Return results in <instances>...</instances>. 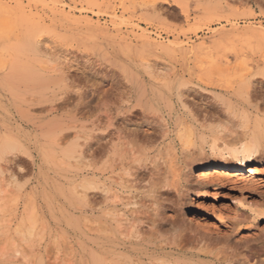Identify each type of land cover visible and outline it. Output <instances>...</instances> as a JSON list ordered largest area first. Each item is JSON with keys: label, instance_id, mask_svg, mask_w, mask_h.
Listing matches in <instances>:
<instances>
[{"label": "rangeland", "instance_id": "374dc122", "mask_svg": "<svg viewBox=\"0 0 264 264\" xmlns=\"http://www.w3.org/2000/svg\"><path fill=\"white\" fill-rule=\"evenodd\" d=\"M244 30L264 31V0H0V264H143L123 242L151 227L148 170L179 196L183 250L198 233L215 264L232 244L264 261V164L200 177L214 138L264 125V41L219 37Z\"/></svg>", "mask_w": 264, "mask_h": 264}, {"label": "bare ground", "instance_id": "6f19581e", "mask_svg": "<svg viewBox=\"0 0 264 264\" xmlns=\"http://www.w3.org/2000/svg\"><path fill=\"white\" fill-rule=\"evenodd\" d=\"M241 2V1H240ZM261 3V2H260ZM156 6V5H155ZM154 6V8H155ZM153 8V7H152ZM7 12V11H6ZM82 12V11H81ZM85 17V16H84ZM87 17V16H86ZM223 18V17H222ZM116 20V19H115ZM216 21L220 20V17L215 19ZM8 22V18H7ZM88 24V23H87ZM223 25V24H222ZM249 25V24H248ZM90 27V26H89ZM91 29V28H90ZM96 31L99 33L101 36H107L108 33L105 31L103 28L100 26H96ZM89 30V29H88ZM95 32V30H94ZM139 32V31H138ZM220 35V34H219ZM30 37V36H29ZM220 38H238L244 37L248 39L253 40H259V41H264V31L262 30H244L242 32H234L231 34H221L219 36ZM31 39V38H30ZM35 40V39H34ZM245 40V39H244ZM243 40V41H244ZM176 41V40H175ZM248 41V40H247ZM149 42V41H148ZM226 42V41H225ZM231 42V41H229ZM151 43V42H150ZM152 44V43H151ZM207 46V45H206ZM201 48V47H199ZM209 50V49H208ZM203 51V50H202ZM77 58V57H76ZM79 65V64H78ZM77 70V69H76ZM62 71V70H61ZM64 71V70H63ZM65 73V72H64ZM63 73V74H64ZM80 73V72H79ZM72 74V73H70ZM250 74V73H249ZM66 79L68 78L67 74ZM62 76V79H64ZM73 76V75H72ZM78 78V76H76ZM246 77V76H245ZM70 78V76H69ZM74 78V77H73ZM82 78V76H81ZM79 79V78H78ZM84 79V78H83ZM77 80V79H75ZM80 80V79H79ZM72 81V80H70ZM258 81V80H257ZM77 82V81H76ZM84 82V81H83ZM253 82V81H252ZM257 84L263 85L261 82H257ZM253 85V84H252ZM255 85V83H254ZM254 87V86H253ZM264 87V86H263ZM252 88V87H251ZM257 88L255 91L257 94H263L262 89H259L261 91H257ZM260 88V87H259ZM100 90V89H99ZM254 90V89H253ZM254 91V92H255ZM179 92V91H178ZM192 92V91H191ZM64 94V93H63ZM81 96V95H80ZM182 96V94H181ZM261 96V95H259ZM257 96V97H259ZM54 97V96H53ZM184 97V96H183ZM197 97V96H196ZM180 98V97H179ZM193 98V96H192ZM260 98V97H259ZM262 98V97H261ZM256 99V98H255ZM264 99V98H263ZM262 100V99H261ZM186 101V100H184ZM193 101V100H192ZM197 101V100H196ZM202 101V100H201ZM262 102V101H261ZM264 102V101H263ZM264 104V103H261ZM200 105V104H199ZM197 106V105H196ZM195 106V107H196ZM257 106V105H256ZM262 106V105H261ZM203 108V107H202ZM256 108V107H255ZM64 109V108H63ZM201 109V108H200ZM257 109V108H256ZM44 110V109H43ZM52 110V109H51ZM203 111V110H201ZM264 111V110H263ZM194 112V111H193ZM199 112V111H198ZM216 112V111H215ZM196 114V113H195ZM210 114V113H209ZM231 114V113H230ZM189 115V114H188ZM215 116V115H214ZM198 117V115H197ZM204 118V117H203ZM218 118V117H217ZM244 118V117H243ZM196 119V117H195ZM216 119V118H215ZM213 120V119H212ZM217 120V119H216ZM215 120V121H216ZM223 120V119H222ZM225 121V120H224ZM232 121V120H231ZM193 122V121H192ZM207 122V121H206ZM212 122V121H211ZM246 122V121H245ZM248 122V121H247ZM205 125V124H204ZM254 125V124H253ZM252 125V126H253ZM236 126V125H235ZM194 128V127H193ZM223 129V128H222ZM245 129V130H244ZM242 133L240 134H223L218 136L217 138H214L212 140V149L214 150L216 143L220 141V143L223 145V147L219 151H213L217 158H212L211 164L207 166L205 170H203L200 174V177H203L204 179H210L215 176V173H219L217 176V179H224L228 178L226 175L228 172L232 171H238L241 172L243 170H248L251 169V165H257L255 163H260L262 162L264 164V125L263 124H256L252 128L247 125L245 127ZM221 130V129H220ZM235 130V129H233ZM229 133V132H228ZM107 135V134H106ZM151 137V136H150ZM216 137V136H215ZM98 140V139H97ZM96 141V140H95ZM108 141V140H107ZM3 142V141H2ZM61 143V142H60ZM4 144V143H3ZM14 144V143H13ZM87 144V143H86ZM85 145L84 149H80V151H91L94 147L92 145ZM5 145V144H4ZM220 145V144H219ZM7 146V145H6ZM10 146H14L11 145ZM95 146V145H94ZM210 146V145H209ZM96 147V146H95ZM217 147V146H216ZM12 148V147H11ZM207 148V147H206ZM218 148V147H217ZM96 149V148H94ZM4 150V149H3ZM2 150V151H3ZM75 151V150H71ZM96 151V150H94ZM203 152V151H202ZM201 152V153H202ZM92 153V151H91ZM195 154V153H194ZM204 154V153H203ZM84 155V154H83ZM101 155V154H100ZM99 155V156H100ZM95 156V155H94ZM199 156V155H198ZM193 158V157H192ZM150 160V159H149ZM203 160V159H202ZM24 164V163H23ZM158 166V165H157ZM140 167V166H139ZM141 168V167H140ZM204 168V167H203ZM134 170V169H133ZM148 170V169H147ZM126 171V170H125ZM148 172V173H147ZM146 173L143 171V181L147 182L149 187H150V194L152 196H149L148 198L150 199V203L152 202L153 206H150L149 209L150 212L148 213L149 216L146 217V224L151 225V227L146 228L145 232L143 231L142 228H137L135 227V232L133 233V239L132 241H129L127 243L123 242V248L125 249V245L129 244V250L125 249L124 251H127L130 257H138L140 255V252H138V248H142L143 246V264H156V262L160 264H201L199 260H205V259H214L215 256L213 253V249L215 246H218L219 242L216 241L214 238H208V237H199L198 233H193L191 237L192 242L194 241L195 243H203V247L197 250V252H191L188 250H183L182 244H181V237L182 233H185L187 229L181 228V225H178L177 223H172L170 224L169 221L165 216V211L171 210V207L175 205V203L179 202V196H177L175 193L170 192L167 190V188H163L159 186L160 181L157 179L156 175H154V171H147ZM158 173V172H157ZM175 174V173H174ZM104 175V174H103ZM141 173L139 171H135L133 173V178L136 179H142L140 177ZM181 175V174H179ZM224 175V176H223ZM142 176V175H141ZM162 176V175H161ZM229 176V175H227ZM166 177V176H165ZM175 179V178H174ZM173 179V180H174ZM161 180V179H160ZM215 180V179H214ZM203 181V180H202ZM162 182V180H161ZM216 182V180H215ZM166 184V183H165ZM189 184L188 182H185L184 189L186 191H190V187L187 185ZM147 185V186H148ZM167 185V184H166ZM173 185V184H171ZM170 185V186H171ZM180 186V185H179ZM168 187V186H167ZM126 189V188H125ZM134 189V188H133ZM138 191V190H137ZM148 192V191H146ZM96 196L94 194L93 198ZM92 197V196H91ZM97 197V196H96ZM95 197V198H96ZM135 197V196H134ZM94 198V199H95ZM99 198V196L97 197ZM139 198V197H138ZM146 198V197H145ZM134 199V198H133ZM147 199V198H146ZM129 201V200H128ZM140 201V200H139ZM112 203V202H111ZM135 203V201H134ZM144 203V202H143ZM149 203V202H148ZM149 203V204H150ZM148 204V205H149ZM186 204V203H185ZM144 205V204H142ZM151 205V204H150ZM184 205V204H183ZM143 207V206H142ZM147 207V206H145ZM153 207V208H151ZM179 207V206H178ZM144 210V209H143ZM146 213V212H145ZM167 213V212H166ZM113 214V213H112ZM139 215V214H138ZM146 215V214H145ZM173 216V215H172ZM175 217V216H174ZM206 214H200L197 219L196 223L198 228L201 230H204L208 232L209 234L215 233V227L211 223V221L208 218ZM137 219V218H136ZM111 220V219H110ZM123 220V219H122ZM145 224V222L143 223ZM131 225V223H130ZM125 226V225H124ZM183 226V225H182ZM105 227V226H104ZM170 228V230H166L167 228ZM101 228V227H100ZM187 228V227H186ZM125 230V229H124ZM189 230V229H188ZM104 231V230H103ZM142 231V233H141ZM217 231V230H216ZM95 232V231H94ZM107 232V231H106ZM170 232V237L165 238L163 234ZM191 232V231H190ZM97 233V232H96ZM119 233V232H118ZM144 233H147L148 238L145 239L146 237L142 238V235ZM127 235V234H126ZM145 236V235H144ZM189 238V237H188ZM113 241V240H112ZM122 241V240H120ZM111 244V243H110ZM115 244V243H114ZM120 244V243H119ZM221 244V243H220ZM245 244V243H244ZM118 245V244H117ZM185 245V244H184ZM229 245V244H228ZM122 246V245H121ZM213 246V247H212ZM212 247V248H211ZM169 249L170 253L165 254V250ZM224 249V248H223ZM227 252L230 250L229 255L224 257L222 262L226 264H248L246 260H244L242 257H240V250L242 249V246L239 244L235 245H229L227 246ZM97 250V249H96ZM102 250V249H101ZM106 251V250H105ZM113 251V250H112ZM111 251V252H112ZM148 251H152V253L149 255ZM96 252V251H95ZM103 252V251H101ZM93 253V252H92ZM114 253V252H113ZM119 253V252H118ZM100 254V253H98ZM95 255L92 256L93 254L90 255L91 259L89 261V264H121L119 263L118 258L113 259L110 262H107L106 259H104L100 255ZM107 254V253H106ZM116 254V253H115ZM228 254V253H227ZM222 255V254H221ZM107 256V255H106ZM115 257V255H113ZM225 256V255H224ZM126 257V256H125ZM124 257V258H125ZM121 258V257H119ZM127 258V257H126ZM125 258V259H126ZM140 258V257H139ZM138 258V259H139ZM123 259V258H122ZM137 259V258H136ZM134 259V260H136ZM148 261V263H145V261ZM213 260V261H214ZM126 261V260H125ZM128 261V260H127ZM138 261V260H136ZM141 261V260H140ZM123 263V262H122ZM131 263V262H128ZM216 263L213 262V264ZM251 263V262H250ZM139 264V263H138ZM253 264H264V261H255Z\"/></svg>", "mask_w": 264, "mask_h": 264}]
</instances>
